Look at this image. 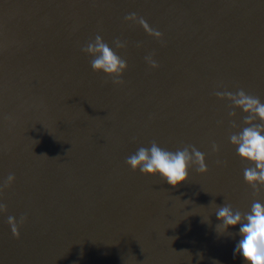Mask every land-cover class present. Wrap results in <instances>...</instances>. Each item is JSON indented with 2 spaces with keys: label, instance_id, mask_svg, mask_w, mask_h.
Segmentation results:
<instances>
[{
  "label": "water",
  "instance_id": "1",
  "mask_svg": "<svg viewBox=\"0 0 264 264\" xmlns=\"http://www.w3.org/2000/svg\"><path fill=\"white\" fill-rule=\"evenodd\" d=\"M97 34L128 63L123 84L81 50ZM239 89L264 102V0H0V184L16 177L0 264H245L239 226L220 234L215 215L264 203L230 141L245 113L215 95ZM152 141L195 146L209 171L178 187L133 171ZM8 216L28 218L19 239Z\"/></svg>",
  "mask_w": 264,
  "mask_h": 264
},
{
  "label": "clouds",
  "instance_id": "2",
  "mask_svg": "<svg viewBox=\"0 0 264 264\" xmlns=\"http://www.w3.org/2000/svg\"><path fill=\"white\" fill-rule=\"evenodd\" d=\"M125 20L138 23L150 36L163 40V33L153 29L136 13L129 14ZM113 44L116 49L127 47L126 42L119 38L114 40ZM81 50L92 58L90 63L95 72H103L112 77L115 84L124 83L121 77L128 70V63L101 35L97 34L94 40L82 46ZM145 61L153 69L160 67L152 55L146 56ZM215 95L221 100L227 99L231 102L233 109L229 112L231 117L237 116L234 109H241L245 113L243 123L246 126L241 131L231 134L230 141L241 159L250 163L251 166L244 168V179L254 193L259 194L264 188V102L243 89L235 93L216 92ZM232 126L239 127L235 122ZM213 150L219 152V145L213 144ZM126 163L133 171L139 170L146 176L159 175L173 187H178L189 180V171L193 166L202 174L209 171L205 155L195 146L185 145L173 152L161 148L156 141H152L150 147L138 148L134 154L126 158ZM15 180V175L9 174L7 180L0 184V193L10 188ZM7 210V205L0 203V213H7ZM215 215L220 221L216 225V230L220 234L239 226V235L242 238L236 244L235 254L242 255L245 264H264V203L256 200L252 203L250 211L244 213L234 210L231 205L223 204L218 206ZM27 219V216H21L17 221L14 216H8L7 222L17 239L20 238L19 225L26 223Z\"/></svg>",
  "mask_w": 264,
  "mask_h": 264
}]
</instances>
